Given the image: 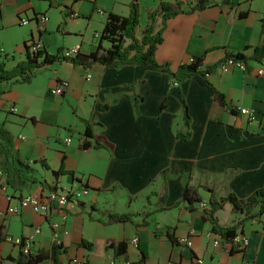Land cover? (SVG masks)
I'll use <instances>...</instances> for the list:
<instances>
[{
	"label": "crops",
	"instance_id": "crops-1",
	"mask_svg": "<svg viewBox=\"0 0 264 264\" xmlns=\"http://www.w3.org/2000/svg\"><path fill=\"white\" fill-rule=\"evenodd\" d=\"M130 3L0 0V46L6 51V69L27 57L30 40L42 41L49 54L72 48L90 53L107 14L128 16ZM159 3L139 0V34ZM188 3L193 7L195 0ZM44 14L49 18L45 23L32 19ZM24 18L30 20L27 25L20 23ZM156 24L161 27L160 20ZM103 45L108 47L109 42ZM258 45H264V0L213 1L204 9L167 20L156 51V61L164 68L99 63L85 68L62 61L40 68L29 82L0 83L6 86L0 96V124L11 135L21 160L33 169L32 183L0 192V264H17L22 255L18 241L25 238L31 239L34 253L51 251L58 240L62 244L58 263L50 258L38 264H68L72 258L80 264L111 260L138 264L143 256V264H243L248 260L264 264V214L239 227L249 245L234 253L212 232V223L204 215L212 198L219 201L234 192L245 199L264 186V77L257 72L264 62L250 60L249 70L215 69L208 78L187 76L182 66L191 57H202L204 67L228 53L244 52L249 57ZM61 81L68 82L64 93L50 96ZM215 92L224 95L225 104L216 100ZM184 100L189 127L183 116ZM241 108L253 111L256 118L230 110ZM87 124L113 149L83 148L80 139ZM188 132L190 137H178ZM60 170L65 173L56 175ZM72 185L87 186L89 194L65 209L53 207L47 215L30 208L17 214L7 210L17 204L18 194L38 196ZM187 187L196 189L207 206L188 205L183 200ZM8 194L15 197L9 201ZM117 213L129 214L131 220L109 222L110 215ZM64 214L66 222L56 233L51 223ZM214 215L224 226L244 217L229 202ZM171 234L177 239L189 235L194 244L189 248L175 243ZM134 237L139 238L137 245ZM217 238L219 245L214 244ZM85 240L93 245L91 249L82 244ZM118 242L126 243L119 254L109 247Z\"/></svg>",
	"mask_w": 264,
	"mask_h": 264
},
{
	"label": "trees",
	"instance_id": "trees-1",
	"mask_svg": "<svg viewBox=\"0 0 264 264\" xmlns=\"http://www.w3.org/2000/svg\"><path fill=\"white\" fill-rule=\"evenodd\" d=\"M189 0H160L159 6L151 10L148 14V24L141 31V35H138L137 29L140 27V4L139 0H131L130 13L128 16H122L114 14L112 12L107 14L105 26L99 34L96 47L90 53H81L77 51L74 56H65L64 51H60L57 54H49L45 52L43 48L38 52L28 51L27 57L17 63L13 68L6 69V59L0 56V83L6 84L11 80H18L21 82H29L36 76L38 70L46 65H52L59 62H70L74 65H80L85 68H90L94 63L102 65H110L118 67L120 65H152L158 69L164 68L165 65L157 63L156 51L158 45L163 41V30L166 28V22L169 18L175 17L180 13L186 11L192 12L198 9H204L206 5L216 1L217 3H226L231 0L219 1V0H196L193 7L189 6ZM190 7L189 9L187 8ZM161 21V27L158 28L156 22ZM109 42V46L105 47L103 43ZM29 42V41H28ZM29 49V46L27 45ZM249 48L246 46L244 49ZM195 60L190 65L182 64L188 71L187 76L193 74H201L202 77H206V73L212 74L215 69L228 60L243 61L249 70L247 62L254 60L259 63L264 62V45H258L254 47L253 54L248 57L244 52H237L235 54L228 53L220 62H216L211 66L205 67V71H202L203 59L202 57H193ZM175 75L172 74L171 77ZM0 84V96L6 92L5 87ZM216 100L225 104L224 95L215 92ZM186 101L183 103V116L187 127L190 126V116L188 114ZM232 113H240L237 109H230ZM191 136V133H178V137L186 139ZM93 138L94 142L89 140ZM81 146L83 148H101L105 147L109 150L113 149V145L108 142L105 137L94 136L93 129L89 124L86 125V130L81 137ZM0 170L3 175V180L8 186L20 190L27 182L31 181L33 169L28 163L21 160L18 155V151L12 140L9 132L0 124ZM65 171H56L55 174H64ZM87 187V186H85ZM21 196V194H18ZM202 198L198 195L196 189L187 187L183 200L188 205L194 203H202ZM225 202L231 204L232 209L236 213L244 214L243 219L233 226H224L218 223L214 214L224 207ZM206 203V202H204ZM210 209L205 210V218L212 223V232L219 235L222 238L224 244L231 245L230 252L242 251L236 246H233V238L239 227L250 218L262 216L264 214V186L258 187L247 198H240L234 192L230 193L226 199L219 201L210 199ZM131 220L129 214H111L109 222H128ZM170 239L178 243L179 239L175 238L172 234ZM82 244L88 248H92V244L88 241H82ZM109 247L113 248L117 254L122 253L126 249L125 242L109 243ZM186 247V246H185ZM63 246L59 242H54L51 251H39L32 252L30 254H24L19 257L17 264H38L39 262L50 259L55 263H58L59 256L62 255ZM145 256L141 258L138 264H143Z\"/></svg>",
	"mask_w": 264,
	"mask_h": 264
},
{
	"label": "built area",
	"instance_id": "built-area-1",
	"mask_svg": "<svg viewBox=\"0 0 264 264\" xmlns=\"http://www.w3.org/2000/svg\"><path fill=\"white\" fill-rule=\"evenodd\" d=\"M196 1V0H195ZM219 1H225V0H219ZM73 16V15H72ZM48 16L47 15H41L39 17H37V20H41L43 22H47L48 21ZM22 24H27L29 23V20L27 18H24L21 20ZM28 46H29V51L32 52H38L41 51L43 49V44L41 42H28ZM77 49L72 48V49H68V50H64V54L65 56H74L77 53ZM5 49L3 46H0V56H2L3 58L7 59V57L5 56ZM195 59L193 57H191L188 61L183 62V64H187L190 65L192 63V61H194ZM238 68V69H242V70H246V64L243 61H233L228 60L226 62H224L223 64H221L220 66H218L217 70L221 71V72H227L230 68ZM202 71H205V67L202 66ZM259 75H262L264 77V67L261 66L258 68L257 70ZM211 74L206 73V77H210ZM87 79H90L91 74H87L86 75ZM177 84V83H176ZM68 87V82L66 81H61L57 84V86H55L54 88H52L49 92L50 96H56V95H60L62 93H64V89ZM11 110L13 112L18 111L16 106H11ZM240 112L244 115H246L249 119L253 120L256 118V115L253 113V111L247 109V108H241ZM69 142L71 141V139L68 140ZM0 176H2V173L0 171ZM6 186L5 185H0V192H5ZM89 193V189L85 186H81V187H76L75 185H72V187H68V188H61V187H54L51 189H48L44 194L42 195H21V196H16L18 198L17 204L9 206L8 212L9 213H14L17 214L19 213L22 209L25 208H30L33 212L35 213H41V214H45L47 215L52 209L53 207H57L60 209H65L70 203H66L63 201V195L64 194H76L79 195V201L86 196ZM13 195V196H12ZM8 194L7 195V199L10 201L11 199H13L15 197L14 194ZM201 206L205 207L207 206L206 203H200ZM66 222V215H62V220H57V221H53L51 223V227L54 230V232L59 233V231H61L62 227L64 226ZM36 232H40V229L37 228ZM11 239V238H9ZM56 242H60V240L56 241ZM132 242L134 244L137 245V243L139 242V238L134 237L132 239ZM179 242L182 243V245L186 246V247H192V244H194L192 238L189 235H186L184 237H180L179 238ZM18 243L21 246L22 252L24 254H30L33 252V247H32V241L29 238H25V239H21L18 241ZM214 244L215 245H219L220 244V238H217L214 240ZM249 245V238L248 236H246L243 231L241 230H237L236 234L233 238V246H236L238 249L240 250H244V248H246V246ZM231 246V245H229ZM198 262L200 263L201 261L198 260ZM68 264H80V260L76 259V258H72L69 260ZM107 264H116V262L114 260L109 261ZM243 264H253L250 260L248 261H244Z\"/></svg>",
	"mask_w": 264,
	"mask_h": 264
},
{
	"label": "rangeland",
	"instance_id": "rangeland-1",
	"mask_svg": "<svg viewBox=\"0 0 264 264\" xmlns=\"http://www.w3.org/2000/svg\"><path fill=\"white\" fill-rule=\"evenodd\" d=\"M44 15H45V14H44ZM35 18H36V19H35ZM32 19H33V20H37V17L34 16ZM29 22H30V20H29ZM42 22H43V21H42ZM20 23H21V22H20ZM44 23H45V22H44ZM21 24H22V23H21ZM27 24H28V23H27ZM27 24H22V25H27ZM138 35H141V34L138 33ZM30 41L33 42V43H36V42H41V43H42V41H40V40H38V41H37V40H30ZM247 69H248V68H247ZM247 69H246V70H247ZM69 139H71V138H69ZM69 139H67V142H68V143H69V141H68ZM0 171H1V170H0ZM1 173H2V172H1ZM1 178H2V179L0 180V185H5V186H6L5 191H7L9 186H8V184H6L5 181L3 180V175L1 176ZM71 187H72V186H71ZM88 194H89V193H88ZM88 194H87V195H88ZM87 195H86V196H87ZM84 197H85V196H84ZM84 197H83V198H84ZM81 200H82V199H81ZM81 200H80V201H81ZM74 202H76V201H74ZM72 203H73V202H72ZM206 204H207V203H206ZM183 237H184V236H183ZM192 245H193V244H192Z\"/></svg>",
	"mask_w": 264,
	"mask_h": 264
},
{
	"label": "bare ground",
	"instance_id": "bare-ground-1",
	"mask_svg": "<svg viewBox=\"0 0 264 264\" xmlns=\"http://www.w3.org/2000/svg\"><path fill=\"white\" fill-rule=\"evenodd\" d=\"M79 195L76 194H64L63 195V201L66 203H72L74 201L78 202L79 201Z\"/></svg>",
	"mask_w": 264,
	"mask_h": 264
}]
</instances>
